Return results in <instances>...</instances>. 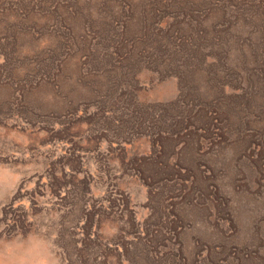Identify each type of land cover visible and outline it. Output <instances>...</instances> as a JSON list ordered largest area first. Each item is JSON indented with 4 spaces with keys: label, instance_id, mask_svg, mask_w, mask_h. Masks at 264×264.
<instances>
[{
    "label": "rangeland",
    "instance_id": "obj_1",
    "mask_svg": "<svg viewBox=\"0 0 264 264\" xmlns=\"http://www.w3.org/2000/svg\"><path fill=\"white\" fill-rule=\"evenodd\" d=\"M0 264H264V0H0Z\"/></svg>",
    "mask_w": 264,
    "mask_h": 264
}]
</instances>
